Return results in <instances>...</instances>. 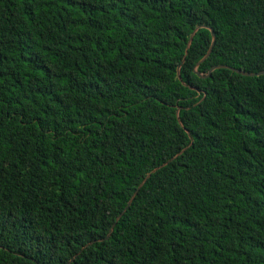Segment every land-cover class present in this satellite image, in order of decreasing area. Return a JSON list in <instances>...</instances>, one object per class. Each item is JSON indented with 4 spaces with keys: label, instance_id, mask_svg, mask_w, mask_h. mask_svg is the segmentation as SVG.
<instances>
[{
    "label": "trees",
    "instance_id": "trees-1",
    "mask_svg": "<svg viewBox=\"0 0 264 264\" xmlns=\"http://www.w3.org/2000/svg\"><path fill=\"white\" fill-rule=\"evenodd\" d=\"M198 25L264 69V0H0V264H264V74L201 27L184 84Z\"/></svg>",
    "mask_w": 264,
    "mask_h": 264
},
{
    "label": "water",
    "instance_id": "water-1",
    "mask_svg": "<svg viewBox=\"0 0 264 264\" xmlns=\"http://www.w3.org/2000/svg\"><path fill=\"white\" fill-rule=\"evenodd\" d=\"M201 27H206V28L210 29V31H211V35H212V41H211V44H210V46H209V48H208L206 54H205V55H204V56H203V57L197 62L196 66H195V68H194V71H195L199 76H201V77H208V76H210V75L212 74V72H213L215 69L222 68V67L230 68L231 70H233V71H235V72H237V73H239V74L245 75V76H256V75H262V74H264V69H263V70H260V71H257V72H251V71H246V70H243V69H241V68H237V67H233V66L225 65V64H216V65L212 66V67L209 69V71L207 72V74H202L201 72H199V71H198V66L210 56V54H211V52H212V50H213V47H214L215 42H216V33H215V31L213 30V28H211V27H209V26H207V25H198V26H196V27L194 28V30L192 31V33H191V35H190V38H189L188 43H187V46H186L185 55H184V57H183V59H182V62L179 64L178 69H177L178 78H179L181 81H182V76H181V66H182L183 63L185 62L186 55H187V53H188V50H189V48H190V46H191V43H192V41H193V38H194L195 34L197 33V31H198ZM182 82H183V81H182ZM183 83H184V82H183ZM184 84H185V83H184ZM179 110H180V109L177 110L178 118H179ZM181 152H182V151H181ZM181 152H180V153H181ZM167 163H168V161H167V162H164L161 166H163V165H165V164H167ZM161 166H157V167H155V168L152 170V172H155V171H156L157 169H159ZM152 172H150V173L147 174V176H146V177L143 179V181L140 183L138 189H140V188L142 187V185L144 184V182L146 181V179L151 175ZM136 193H137V192H135V193L133 194V196H132L131 199L129 200V202H128V204H127V206H126L125 209H127V207L130 206V204L132 203V201H133V199H134Z\"/></svg>",
    "mask_w": 264,
    "mask_h": 264
}]
</instances>
